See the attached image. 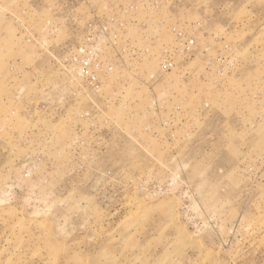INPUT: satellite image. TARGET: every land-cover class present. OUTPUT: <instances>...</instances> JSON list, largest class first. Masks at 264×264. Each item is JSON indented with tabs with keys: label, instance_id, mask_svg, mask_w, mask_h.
<instances>
[{
	"label": "rangeland",
	"instance_id": "1",
	"mask_svg": "<svg viewBox=\"0 0 264 264\" xmlns=\"http://www.w3.org/2000/svg\"><path fill=\"white\" fill-rule=\"evenodd\" d=\"M0 264H264V0H0Z\"/></svg>",
	"mask_w": 264,
	"mask_h": 264
}]
</instances>
